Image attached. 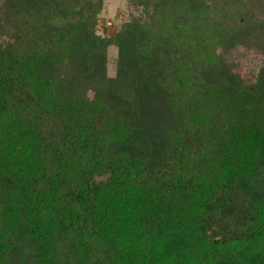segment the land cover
I'll use <instances>...</instances> for the list:
<instances>
[{
  "label": "trees",
  "instance_id": "1",
  "mask_svg": "<svg viewBox=\"0 0 264 264\" xmlns=\"http://www.w3.org/2000/svg\"><path fill=\"white\" fill-rule=\"evenodd\" d=\"M104 2L0 0V264H264V0Z\"/></svg>",
  "mask_w": 264,
  "mask_h": 264
},
{
  "label": "rangeland",
  "instance_id": "2",
  "mask_svg": "<svg viewBox=\"0 0 264 264\" xmlns=\"http://www.w3.org/2000/svg\"><path fill=\"white\" fill-rule=\"evenodd\" d=\"M104 6H105L104 15L107 18L108 26L112 30L114 24L112 18L116 11L124 10L126 8V0H105ZM108 53L110 58L108 65V74L109 76H113L114 68H115L114 58L116 56V50L114 48H110Z\"/></svg>",
  "mask_w": 264,
  "mask_h": 264
}]
</instances>
